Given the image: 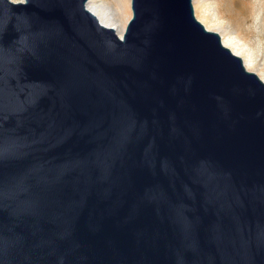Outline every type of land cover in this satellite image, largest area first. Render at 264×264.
I'll return each instance as SVG.
<instances>
[{
  "label": "water",
  "instance_id": "1",
  "mask_svg": "<svg viewBox=\"0 0 264 264\" xmlns=\"http://www.w3.org/2000/svg\"><path fill=\"white\" fill-rule=\"evenodd\" d=\"M0 0V264H264V80L193 0Z\"/></svg>",
  "mask_w": 264,
  "mask_h": 264
},
{
  "label": "bare ground",
  "instance_id": "2",
  "mask_svg": "<svg viewBox=\"0 0 264 264\" xmlns=\"http://www.w3.org/2000/svg\"><path fill=\"white\" fill-rule=\"evenodd\" d=\"M224 1L230 15L223 16L220 7V11H213L204 15V19L210 24L207 28L220 32L223 44L243 59L248 70H260L261 78L264 80V66L258 62L256 55L246 41L255 33L258 41H261V44L264 43V5L260 10L254 11L246 0ZM87 7L103 25L114 28L122 36L125 24L131 16L130 0H115V10L98 3L96 0H89ZM231 17L236 18L242 27L247 25L248 28L234 29ZM241 36H244L245 39Z\"/></svg>",
  "mask_w": 264,
  "mask_h": 264
},
{
  "label": "rangeland",
  "instance_id": "3",
  "mask_svg": "<svg viewBox=\"0 0 264 264\" xmlns=\"http://www.w3.org/2000/svg\"><path fill=\"white\" fill-rule=\"evenodd\" d=\"M14 1H20V0H14ZM96 1L98 3H102L104 5L109 6L112 10H115V0H96ZM246 1L249 2L251 8L254 11L260 10L262 5H264V0H260V1L259 0H246ZM193 5H194L196 17L206 27L209 26L210 24L204 19V15L209 14L213 11H216V12L220 11L219 7L221 8V14L223 16H229L230 15V11L226 8V4H225L224 0H193ZM130 12H131V16H132L131 0H130ZM131 16H130V18H131ZM231 19H232V22L234 24V29L239 30L241 28H244V29L248 28L247 25H245L243 27L241 25H239L238 20L236 18L231 17ZM128 21H127V23H128ZM127 23L125 24V27H126ZM125 27H124V30H125ZM218 33L220 34V36L222 35L220 32H218ZM241 37H243V39H245L244 36H241ZM246 41H247L248 45L250 46V48L253 50L254 54L256 55L258 62L262 66H264V43L262 42L263 44H261V41H258V38H256V36H255V33H254V36H252L251 38H247ZM250 71H254L260 77H262L260 70L250 69Z\"/></svg>",
  "mask_w": 264,
  "mask_h": 264
}]
</instances>
